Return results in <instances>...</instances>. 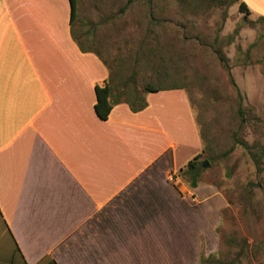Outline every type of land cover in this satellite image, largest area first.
<instances>
[{
  "label": "crops",
  "instance_id": "0c3cea01",
  "mask_svg": "<svg viewBox=\"0 0 264 264\" xmlns=\"http://www.w3.org/2000/svg\"><path fill=\"white\" fill-rule=\"evenodd\" d=\"M58 1L0 0V264H200L217 192L175 177L178 150L202 142L186 92L157 91L132 112L87 47L97 38L75 40L78 0L74 25ZM243 1L264 18V0Z\"/></svg>",
  "mask_w": 264,
  "mask_h": 264
},
{
  "label": "rangeland",
  "instance_id": "374dc122",
  "mask_svg": "<svg viewBox=\"0 0 264 264\" xmlns=\"http://www.w3.org/2000/svg\"><path fill=\"white\" fill-rule=\"evenodd\" d=\"M220 1L78 0L73 35L81 49L85 31L97 38L87 47L137 104L157 93L146 84L184 89L203 142L199 160L208 161L195 187L217 192L209 201L216 243L206 252L199 234L200 264H264V18L241 12L243 0ZM196 136L177 156L175 177L189 190L186 165L202 149Z\"/></svg>",
  "mask_w": 264,
  "mask_h": 264
},
{
  "label": "trees",
  "instance_id": "16d2710c",
  "mask_svg": "<svg viewBox=\"0 0 264 264\" xmlns=\"http://www.w3.org/2000/svg\"><path fill=\"white\" fill-rule=\"evenodd\" d=\"M205 1V0H204ZM211 1V0H210ZM219 1V0H217ZM223 0H221L219 3H221ZM238 0H228V4L232 5L234 3H236ZM70 2V8H71V12H70V23L73 24L74 20L76 19V0H69ZM201 2V0H200ZM238 8L241 12H244L246 15H249L251 12L247 6V4L244 1H240L238 4ZM221 59H225L223 57V55L219 54ZM111 79V76H110ZM177 88H181V87H176V86H172V87H156L150 84H146L143 88L144 92H157L160 90H166V89H177ZM126 93V91H125ZM111 95H112V91L111 88L108 84H105L103 87H99V86H95V96H96V101L94 104V109H95V113L96 115L102 119L105 120L107 119L111 108H112V101H111ZM125 100L127 101V103L129 104L130 108L133 111H138L143 109L146 106V102L144 101L143 98H141V102L139 104L135 103L131 98L128 97V94L126 93V97ZM203 153V151L201 152V154ZM201 154H197L192 160H190L187 165V172L190 173V177H191V186L195 187L197 185V177H198V169L199 166H201L203 160H199ZM256 160V158H255Z\"/></svg>",
  "mask_w": 264,
  "mask_h": 264
},
{
  "label": "water",
  "instance_id": "95a60500",
  "mask_svg": "<svg viewBox=\"0 0 264 264\" xmlns=\"http://www.w3.org/2000/svg\"><path fill=\"white\" fill-rule=\"evenodd\" d=\"M201 166L202 167H207L208 166V161L207 160H203Z\"/></svg>",
  "mask_w": 264,
  "mask_h": 264
}]
</instances>
